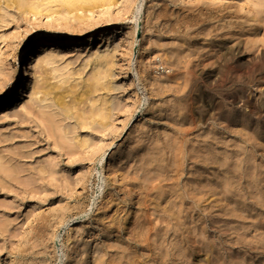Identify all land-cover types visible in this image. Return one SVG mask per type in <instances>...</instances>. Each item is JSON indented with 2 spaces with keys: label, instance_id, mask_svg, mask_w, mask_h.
I'll return each instance as SVG.
<instances>
[{
  "label": "rangeland",
  "instance_id": "rangeland-1",
  "mask_svg": "<svg viewBox=\"0 0 264 264\" xmlns=\"http://www.w3.org/2000/svg\"><path fill=\"white\" fill-rule=\"evenodd\" d=\"M47 1L49 7L35 15L32 8L0 0V103L17 86L18 61L27 46L38 39H81L87 44L79 50L56 48L42 55L55 63L44 76L38 65L32 91L47 80L49 89L63 83L69 89L79 86L80 98L87 90L83 87L103 74L104 89L85 103L86 112L92 105L97 112L105 102L114 116L102 133L83 126V112L73 111L76 121L59 117L46 106L63 102L40 103L42 94L29 95L12 114H0V264H264L262 256L230 244L241 234L250 242L254 228H243L238 218L229 227L220 222L226 219L227 201L190 225L199 219L181 213L189 200L139 206L137 195L127 189L122 193V183L112 181L133 177L134 169L119 160L108 170L119 157V145L134 137L141 121L130 120L132 114L146 116L144 100L168 111L157 112L152 123L158 147L173 140L185 153L200 149L230 155L250 136L255 140L249 151L253 160L240 166L234 161L233 170L242 176L264 165V34L252 29L257 23L250 24L258 16L264 25V0H112L110 8L101 7L99 0L24 2ZM128 63L140 75L139 91L132 87ZM149 71L157 75L156 82L148 80ZM135 92L140 105H135ZM33 106L34 116L28 115ZM189 166L190 161L184 170ZM186 179L182 174L174 181L179 193L186 192ZM243 189L253 191L246 183ZM258 201L246 195L242 207L247 210ZM258 209L248 210L253 216L245 225L254 221Z\"/></svg>",
  "mask_w": 264,
  "mask_h": 264
},
{
  "label": "bare ground",
  "instance_id": "bare-ground-1",
  "mask_svg": "<svg viewBox=\"0 0 264 264\" xmlns=\"http://www.w3.org/2000/svg\"><path fill=\"white\" fill-rule=\"evenodd\" d=\"M24 1L25 0H9L10 3L12 2L18 7L27 6L32 8L31 11L35 12V15H39L41 9L48 8L51 2L47 1L45 5H36L25 3ZM111 1L112 0H99L102 5L100 6L110 8ZM251 20L252 22L250 21V24L257 23V25L252 26L254 32H261L264 34V25H262L260 17L255 16ZM242 26L247 27L249 25L244 23ZM86 44V40L81 39L77 41L73 39L70 41L38 39L30 48L27 46L24 49V54L18 61L21 73L15 81L17 86L15 87L14 92L8 94L7 98L0 103V114H12L16 112L19 104L29 95L42 94L43 99L40 100V103L48 101L53 103L55 99L63 102L61 106H57V103L55 102L46 106L47 108L56 109L59 117H63L65 120L76 121L73 111L83 112V114L79 115L80 120L83 122V126L89 125L95 127L102 133L108 131L109 127L107 124L114 116L113 107L108 109L107 103L104 102L103 107L97 112H93V109L96 107L95 105H92L90 112H86L85 105V103L96 95L101 88L104 89V86L101 83L104 79L102 77L103 74H99L95 78V81L90 80L92 82L91 85H85L83 87L87 90L80 98L77 96L79 86L69 89V87H66L63 83L57 87V91H60V94H58L56 92L57 88L51 87L49 89L47 80L43 81L37 91H32V80L34 79L38 65L41 64V66H43V71L45 72H42V76H44V74H46L45 69L55 63V59L50 57L43 60L42 55L44 53L55 50L56 48L58 50H66L75 47V50H79ZM93 46L94 44L92 43L88 48L91 50ZM102 47V44H99L98 50ZM103 63V60L100 59L99 64L102 65ZM146 64H148V62ZM127 70V74L135 79V81H132V87L138 90L139 83H137L136 80L140 81L139 73L135 70L132 63H128ZM157 79L158 77L156 74L151 71L148 72L149 81L156 82ZM164 85L167 84L164 83ZM134 94L136 99L135 105H140L142 101L139 100L136 92ZM67 99H70V103H66ZM144 101L147 107V111H145L146 116L142 117L140 114L136 116L135 113L132 114L130 120L141 118V121L135 128L136 131L132 132L134 137L130 138L126 145L125 141L119 145L117 152L119 155L118 159L108 165V170H110L111 167L120 160L125 166L127 165L134 169L133 177L118 178L116 176L112 181L116 184L122 183V193L126 194L125 189H127L130 194L137 195L136 203L139 206H145L146 208L149 205L157 208L158 206H162L161 203L166 205L169 202H171V204L181 202V205H184L183 203L189 200V208L185 211V214L182 211L181 213L186 217H193L194 214H198L197 219H199L198 221H196V219L195 221L193 220L190 222V225L200 222L201 218L207 216L209 211L220 210L223 201H227L228 203L222 212L223 218L226 219H222L220 222L226 227H229L233 223L231 219L238 218L242 220L239 222V225L243 228H254V231L251 233L252 239L250 242L243 239L241 234L240 236H235L233 240L230 241V244L233 246H240L242 248L241 251L254 252L256 253L255 257L262 256L264 259V225L261 224V219H264V165H261L260 168H253L252 174L251 169H248L246 172L242 173V176H240L241 171L236 174L233 170V167L236 164L234 161H238L240 166L243 165L244 162L249 163L253 160L249 151L253 148L255 140L248 136V140L245 141L244 147L242 144L241 146H234L232 148L233 151L229 152L232 154L229 155L226 153L221 156L217 151H202L200 149H194L191 153H185L182 147L173 140L171 141V144H165L158 147L154 142L159 136L158 132L153 130L152 123H154L156 119L155 116L157 112L165 111L168 113V111L162 108H152L150 106L151 103L149 104V100ZM247 105H249V103H247ZM34 107L35 106H33V108L30 107L28 115L34 116ZM116 116L117 119L121 118L119 114H116ZM237 116L238 113H233L231 115L232 118H237ZM21 118H23V121H27L25 116ZM97 118H100V120H97ZM241 118L246 120L245 115H242ZM261 119L264 120V117H261ZM91 120H95V123L88 124L87 122ZM29 121L32 122L33 120L30 119ZM226 122L227 121H225V123ZM261 130L264 132L263 129ZM254 137H256V135H254ZM261 140L263 141V138H261ZM111 144L110 147L115 146L114 141ZM225 145L226 144L224 143L223 147ZM227 148H222V150H227ZM68 154L85 155L82 151H69ZM96 155L97 153L91 155L92 161L96 160ZM232 155H236V159H233ZM103 156H101L100 159L103 158ZM188 161H190L189 170H184L185 163H188ZM182 174L187 175V190L184 193H179V185L175 186V182L179 180V176ZM243 181L246 183L247 188H251L253 191L246 193L243 189ZM239 193L244 195L241 196ZM246 195H255L259 197L260 201H258V204L248 206L246 210L245 206L242 207V197ZM256 205L260 206V209L257 211L258 215H256L255 219H252L254 220L253 222L251 221L249 224L245 225L244 222H249L251 216H253L252 214H249L248 210H253V207ZM163 213L166 215V211ZM217 213L218 217L216 219H219L220 212L217 211ZM140 220L147 221L148 218H146V216H140ZM142 221L138 223V226L142 225ZM78 233L81 234L82 231H78ZM207 253L213 258L221 260L215 255V253L213 254L212 249H209ZM108 255L109 254H106L104 258H107ZM122 259H124L123 256L121 257V260ZM100 264H106L105 260L101 261Z\"/></svg>",
  "mask_w": 264,
  "mask_h": 264
}]
</instances>
